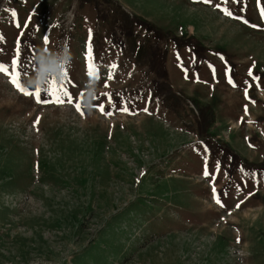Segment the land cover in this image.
Masks as SVG:
<instances>
[{"label": "rangeland", "instance_id": "rangeland-1", "mask_svg": "<svg viewBox=\"0 0 264 264\" xmlns=\"http://www.w3.org/2000/svg\"><path fill=\"white\" fill-rule=\"evenodd\" d=\"M262 12L264 0H0V63L18 60L25 90L39 48L69 53L42 88L63 85L62 104L0 72V264H264Z\"/></svg>", "mask_w": 264, "mask_h": 264}, {"label": "snow or ice", "instance_id": "snow-or-ice-1", "mask_svg": "<svg viewBox=\"0 0 264 264\" xmlns=\"http://www.w3.org/2000/svg\"><path fill=\"white\" fill-rule=\"evenodd\" d=\"M204 2L205 3H210L211 0H204ZM11 14H12L13 19H15V17H16L15 11H12ZM224 14L226 16H231L232 15V13L230 11H228V10H224ZM261 15H262V18H264V12H262ZM17 27H19L18 24H17ZM0 39H3V38L0 37ZM48 42H49V38L47 36H45L44 37V43L47 44ZM20 44H21V40L18 37L17 41H16L17 56H19V46H20ZM90 61H91V53L89 51V54H88V57H87V62H86V74L89 77H94L96 75L95 74V70H94V65H92ZM17 63H18V60L16 58H13L12 61H11V69H12L11 73H9V69H8L7 66H5L3 63H0V72L4 73L6 75H10V82L13 84V86L18 91H20L24 95L33 96L36 99L37 103H41V104H49V103H61L62 104V103H64V100H62L60 98V96L57 95L58 92L62 91L64 96H69V93L63 87V85H61L60 88H53L51 86V84H49V87L47 89H43L42 90L40 88H37L36 91H34V92H28L27 90H25L20 85L19 77H18V75L16 74V71H15ZM113 67H115V66H113ZM249 76H252V70L251 69H249ZM108 78L111 79V76H109ZM46 83H48V80H47ZM229 83L230 84L232 83L231 78H229ZM105 86L107 87V85H105ZM233 86H235V85H233ZM42 91L45 92L48 97H55V98L54 99H42V96H41ZM105 95H107V94H105ZM245 99H249L247 89H245ZM67 102L68 103H72L71 98H69ZM110 102H111V100H110ZM76 109H77L78 112L80 111V105L79 104L76 105ZM98 110L103 115H108V116L112 115V113L110 111H106L105 110V106L103 104L98 105ZM121 111L127 112L128 110L126 108H122ZM145 111H147V109H145ZM247 112H248V109H247V106H245V114H247ZM81 115H83L82 112H81ZM38 122H39V118H37V123ZM204 176L205 177L209 176V172L207 171V168H205ZM212 193H213L214 201L217 204H220L221 202L216 196V189L214 187L212 188ZM221 206H223V205H221ZM236 207L239 208L240 205L237 204ZM239 242H240V239H239V237H237V243H239Z\"/></svg>", "mask_w": 264, "mask_h": 264}, {"label": "clouds", "instance_id": "clouds-1", "mask_svg": "<svg viewBox=\"0 0 264 264\" xmlns=\"http://www.w3.org/2000/svg\"><path fill=\"white\" fill-rule=\"evenodd\" d=\"M69 53L65 47L60 50H49L41 47L35 56L36 69L34 74L30 73L26 77V87L31 89L44 88L49 75L60 78L63 66L68 62Z\"/></svg>", "mask_w": 264, "mask_h": 264}]
</instances>
